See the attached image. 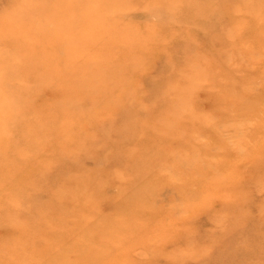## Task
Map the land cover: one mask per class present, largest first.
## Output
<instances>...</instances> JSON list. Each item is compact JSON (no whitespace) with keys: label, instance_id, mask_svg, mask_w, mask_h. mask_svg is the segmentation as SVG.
Returning a JSON list of instances; mask_svg holds the SVG:
<instances>
[{"label":"rangeland","instance_id":"1","mask_svg":"<svg viewBox=\"0 0 264 264\" xmlns=\"http://www.w3.org/2000/svg\"><path fill=\"white\" fill-rule=\"evenodd\" d=\"M0 264H264V0H0Z\"/></svg>","mask_w":264,"mask_h":264},{"label":"bare ground","instance_id":"2","mask_svg":"<svg viewBox=\"0 0 264 264\" xmlns=\"http://www.w3.org/2000/svg\"><path fill=\"white\" fill-rule=\"evenodd\" d=\"M105 129H106V128H105ZM104 131H105V130H104ZM105 133H106V132H105ZM68 155H69V154L67 153V156H68ZM67 156H66V157H67ZM69 156H70V155H69ZM69 158H70V157H69ZM65 181H66V179H64L63 181H60L59 186H61L62 188H64L65 183H66ZM61 183H63V185H62ZM77 209H78V208H77ZM77 209H76V210H77ZM74 210H75V209H74Z\"/></svg>","mask_w":264,"mask_h":264}]
</instances>
